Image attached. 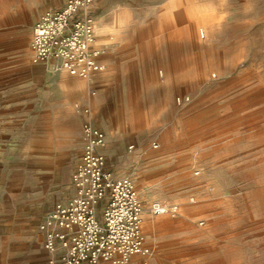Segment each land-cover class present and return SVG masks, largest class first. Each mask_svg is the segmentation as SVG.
<instances>
[{
    "label": "rangeland",
    "instance_id": "obj_1",
    "mask_svg": "<svg viewBox=\"0 0 264 264\" xmlns=\"http://www.w3.org/2000/svg\"><path fill=\"white\" fill-rule=\"evenodd\" d=\"M64 1L0 0L1 73L14 69L21 57L31 63L33 23ZM167 1L93 3L94 25L111 26L114 14L126 10L133 39L110 34L111 45H94L107 60L105 70L90 79L65 73L61 80L52 68L45 69L38 83L45 104L41 129L0 128V264L47 263L40 225L57 203L74 194L71 175L82 154L81 123L87 118L105 133L106 169L116 179L133 181L144 210L158 200L169 212L157 216L159 222L150 228L142 223L148 253L133 255L125 264H264V0H201L214 1L213 13L226 18L211 31L213 46L226 48L228 58L232 47L242 51L235 66L223 67L210 81L190 84L180 81L192 79L182 74L191 64L186 58L200 49L174 40L176 56L167 59V24L159 33L154 30ZM154 37L160 42L136 66L142 43ZM12 42L18 43L14 51L8 48ZM171 64L179 107L124 109V78L154 69L159 98ZM81 107L89 108L88 116ZM138 117L145 121L135 125ZM139 186L153 196L146 204Z\"/></svg>",
    "mask_w": 264,
    "mask_h": 264
},
{
    "label": "built area",
    "instance_id": "obj_2",
    "mask_svg": "<svg viewBox=\"0 0 264 264\" xmlns=\"http://www.w3.org/2000/svg\"><path fill=\"white\" fill-rule=\"evenodd\" d=\"M96 1L65 0L61 7L42 13L32 25L31 62L51 61L53 71L82 79L103 72L105 51L94 46L95 25L89 11ZM81 113L88 116L89 108L81 107ZM81 135L82 154L71 175L74 194L57 203L40 225L42 247L49 255L46 264L101 260L125 264L133 255L148 253L141 232L142 202L129 177L116 179L106 169L103 130L87 118L81 123ZM148 212L160 216L168 209L153 200Z\"/></svg>",
    "mask_w": 264,
    "mask_h": 264
},
{
    "label": "bare ground",
    "instance_id": "obj_3",
    "mask_svg": "<svg viewBox=\"0 0 264 264\" xmlns=\"http://www.w3.org/2000/svg\"><path fill=\"white\" fill-rule=\"evenodd\" d=\"M214 4V1L168 0L167 4L161 9V14H164L165 16L163 15V20H161V18L158 21V23L155 25L154 30L156 33H159L160 28L163 27L165 23L167 24V38H165L167 41V59H172L176 56L174 40L179 43H181L182 41H187L189 42V44L197 46L200 49L198 53H192L186 58L191 64L189 69L182 74L184 76L188 74L192 76V79L186 80L182 78L183 80L180 81L183 83L185 82L190 84L210 81L216 77L220 69L228 65L230 67L235 66L240 58L242 50H237L238 47L231 48L232 52L230 53V58H228L229 52L226 48H216L212 44L213 36L211 31L213 29H216V31H218L221 25L225 23L224 20L226 19L223 18L222 14L213 13ZM129 23L130 19L127 11L121 10L117 11L114 14L113 24L111 26H104L102 25L103 22L102 24H95V34H97V40L95 41L94 45L98 46L101 43H103L104 45H111L112 41H109L107 39L108 35L110 34L116 35L118 39L119 37H121L120 39L125 42L131 41L133 39V36L129 35L127 30L133 28L129 25ZM110 39L112 40V38ZM158 42H160V38L154 37V39L142 43L144 51L142 52L139 59L134 62L136 66H139V63H142L144 61L145 56L149 57L150 50H153V46H155ZM197 60H200V62H197ZM153 70L148 74L143 73L142 77L136 79L131 76L126 77L125 75L126 78L123 79V88L121 91V102L124 109H130L131 107H134L137 112L141 113V111L146 108L152 109L156 108L157 106H160L161 108H177L180 106L181 101L179 100L178 102H176L174 98L179 94V91L174 84L177 80L174 77V73H176V70H174L173 65L171 64L169 68L167 67V75L164 77L162 82L165 93L162 95V97L160 96L159 98L156 95H158L157 90L161 83H159V80L155 76V72ZM128 73H130V71L127 69L125 71V74ZM256 95H258L257 92ZM155 96L158 98L157 100L154 99ZM135 120V125L139 123L141 124V122L145 121L140 117L136 118ZM143 127V125L138 126V128L141 129H143ZM71 132H73V130H71ZM63 142L64 145H67L69 141L64 140ZM152 147H157V145H153ZM139 192L147 201H149V199H152L153 197L151 191L146 187L139 186ZM142 217H148V214L142 213Z\"/></svg>",
    "mask_w": 264,
    "mask_h": 264
},
{
    "label": "crops",
    "instance_id": "obj_4",
    "mask_svg": "<svg viewBox=\"0 0 264 264\" xmlns=\"http://www.w3.org/2000/svg\"><path fill=\"white\" fill-rule=\"evenodd\" d=\"M17 47V42H12L8 46L10 51H14ZM106 60L107 58L104 57L103 61ZM14 63L16 64L14 69L0 72V128H12L25 124L27 129H41L45 104L41 96L42 93L38 89V83L41 73L45 69L50 72L53 63L51 61L38 64L27 63L26 59L22 57L16 59ZM65 73V71H57L54 75L62 80L66 78ZM60 86L62 87L61 84ZM144 202L146 204L148 201ZM143 214H148V217H142L145 227L149 226L150 228L151 225L154 226L159 222L155 219L157 216H152L147 210H144ZM167 228H169L167 235L172 238L170 234L172 229H170L171 227ZM167 241L171 242L172 239H167Z\"/></svg>",
    "mask_w": 264,
    "mask_h": 264
}]
</instances>
